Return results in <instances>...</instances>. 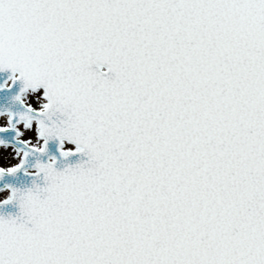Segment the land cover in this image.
Masks as SVG:
<instances>
[{
  "label": "snow or ice",
  "instance_id": "snow-or-ice-1",
  "mask_svg": "<svg viewBox=\"0 0 264 264\" xmlns=\"http://www.w3.org/2000/svg\"><path fill=\"white\" fill-rule=\"evenodd\" d=\"M0 264H264V0H0Z\"/></svg>",
  "mask_w": 264,
  "mask_h": 264
}]
</instances>
